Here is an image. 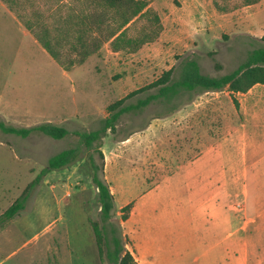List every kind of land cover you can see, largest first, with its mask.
Returning <instances> with one entry per match:
<instances>
[{"label": "rangeland", "instance_id": "obj_1", "mask_svg": "<svg viewBox=\"0 0 264 264\" xmlns=\"http://www.w3.org/2000/svg\"><path fill=\"white\" fill-rule=\"evenodd\" d=\"M140 1L145 6L124 34L134 42L149 41L134 52L131 48L113 52L109 43H103L81 61L78 39L88 49L93 48L92 41L101 44L118 28L119 12L95 0H0V121L17 128L50 122L70 133L54 140L0 131V215L40 179L28 193L24 210L0 227V264H110L99 253L91 230V223L100 222V207L87 157L39 178L49 158L75 145V131L99 129L111 104L152 84L183 60H195L204 75L220 76L235 70L250 51L264 49V0ZM92 19L101 23L100 33L90 28ZM242 101L241 94L224 89L183 96L173 102L181 104L177 111L151 105L136 115L122 116L101 148L115 210L135 201L139 206L143 190L176 173L208 146H215L213 156L221 172L222 150L221 145L216 150V144L239 125ZM95 161L100 165L97 156ZM247 176L249 182L231 183L229 188L230 215L243 214L246 223L238 233L230 224L229 241L243 233L246 242L242 249L229 243V255L243 257L237 264H251L248 257L257 256L262 260L255 264H264V169L248 168ZM188 182L178 176L168 188L180 191ZM117 215L112 219L115 225ZM139 216L135 210L124 230L132 252L131 239L140 241ZM256 222L258 229L249 232ZM172 223L167 217L164 230L170 231ZM215 235H224V230ZM185 237L192 244L195 238L205 239L204 229L200 226ZM202 245L190 247L172 264H196L194 257Z\"/></svg>", "mask_w": 264, "mask_h": 264}, {"label": "crops", "instance_id": "obj_2", "mask_svg": "<svg viewBox=\"0 0 264 264\" xmlns=\"http://www.w3.org/2000/svg\"><path fill=\"white\" fill-rule=\"evenodd\" d=\"M241 95L244 101L239 125L224 133L222 143L216 144V150L219 145L222 150L221 172L216 169L220 165L216 156H213L215 146L211 145L194 158L183 162L173 175L164 176L159 183L143 190L138 197L139 206L136 201L130 202L133 203L130 218L122 227L125 230V226L134 217L135 210L140 211V241L131 239L134 252L129 249L138 264H172L174 259L183 257L190 247L200 246V242H203L202 250L194 257V263H241L242 256L234 253L229 255V243L235 248H244V235L237 234L236 238L229 241L228 232L230 224L236 225L230 230L234 229L238 233L241 228L243 231L246 223L243 214L230 215L229 188L231 183L240 185L251 180L247 179L248 168L264 169L261 166L264 160V85L256 84ZM202 167H206L203 173L200 172ZM235 169L238 170L236 175ZM178 176L189 181V184L183 190L172 191L168 188L169 184ZM219 182L221 186L217 185ZM214 186L222 189H214ZM167 217L173 222V227H169L170 231L164 230ZM250 225L247 230L254 232L260 223ZM200 226L204 229L207 241L195 238L192 244L185 236L189 232L194 233ZM219 229L224 230V235L214 236ZM125 234L129 238L126 232ZM248 260L255 264V261L259 262L262 258L248 257Z\"/></svg>", "mask_w": 264, "mask_h": 264}, {"label": "trees", "instance_id": "obj_3", "mask_svg": "<svg viewBox=\"0 0 264 264\" xmlns=\"http://www.w3.org/2000/svg\"><path fill=\"white\" fill-rule=\"evenodd\" d=\"M102 6L119 12L120 22L116 31L109 32L101 44L92 41L93 48L84 47L81 38L78 39L83 50V59L98 51L103 43H109L113 52H118L124 48H131L132 52L138 50L148 39L134 42L125 38L124 30L127 25L139 16L145 3L140 0H95ZM248 2V1H247ZM251 4V3H250ZM247 3V5H250ZM101 23H96L92 19L90 28L93 27L100 33ZM151 41V39H150ZM44 49L52 56L56 57L51 47L42 42ZM264 85V49L257 48L248 53L244 62L229 73L220 76L204 75L201 72L198 63L193 59L183 60L180 65L174 66L165 71L159 79L150 85H146L138 90L131 92L122 100H117L108 107V113L102 120L101 127L97 130L81 129L75 131L76 143L64 151H60L47 161L45 168L41 171L39 178L52 170L64 169L77 163L83 155L87 157L89 168L91 170V182L97 190V200L100 207V222L91 223V230L99 253H104L105 258L110 264H138L136 259L130 253V239L125 234L122 224L129 218L133 203H129L117 212L115 210V201L110 185L104 177L105 159L102 152V141L109 132L114 131L122 116L132 114L136 115L151 105H163L169 107L171 111H177L180 105L173 102L181 99L183 96L200 95L202 93L220 92L224 89L231 93L244 94L254 85ZM134 102L130 99L136 95ZM0 131L20 138H25L32 133L40 134L45 137L60 140L69 136V132L61 125L53 123H42L32 127H13L6 122L0 121ZM127 137L125 140H127ZM95 156L100 159V165L96 164ZM40 179L36 178L25 190L22 191L19 198L0 215V227L10 221L25 208L28 193L38 184ZM119 221L116 225L112 219ZM103 251V252H102Z\"/></svg>", "mask_w": 264, "mask_h": 264}]
</instances>
